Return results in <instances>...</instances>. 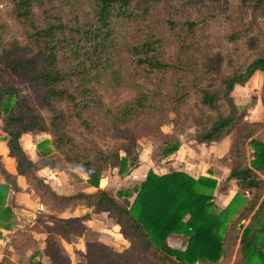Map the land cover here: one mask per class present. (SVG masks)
<instances>
[{"label":"trees","instance_id":"trees-1","mask_svg":"<svg viewBox=\"0 0 264 264\" xmlns=\"http://www.w3.org/2000/svg\"><path fill=\"white\" fill-rule=\"evenodd\" d=\"M7 1L21 38L3 45L10 78L0 76V114L18 175L61 206L53 212L78 206L108 212L131 243L116 253L106 242L86 238L88 264L216 263L235 252V264H264V135L257 133L260 122L242 121L234 98L237 85L264 71V0ZM222 17L233 24L223 35L232 45L228 52L215 34ZM16 83L33 88L46 116L23 106ZM120 89L135 96L116 101L112 94ZM172 113L178 127L196 126L201 144L236 130L228 177L220 182L150 169L134 200L120 191L118 201L101 187L103 172H127L139 159L130 162L129 144L121 156L107 134L152 122L156 129ZM34 130L52 136L44 141L53 146L46 155L59 151L67 165L86 171L97 190L61 195L37 175L21 142ZM166 142L165 156L181 146L180 140ZM248 148L254 150L251 159ZM233 179L238 191L221 208L215 196L227 193ZM0 213L9 217L11 207ZM172 234L188 238L184 250L169 244Z\"/></svg>","mask_w":264,"mask_h":264},{"label":"rangeland","instance_id":"rangeland-1","mask_svg":"<svg viewBox=\"0 0 264 264\" xmlns=\"http://www.w3.org/2000/svg\"><path fill=\"white\" fill-rule=\"evenodd\" d=\"M10 3L7 0H0V21L2 26L0 28V76H7L10 78L3 67L2 56H3V45L6 41L11 40L13 38H21V34L18 28V25L15 20L9 17L7 11L9 9ZM264 23V19L261 20ZM232 22L226 17H222L220 21L217 23V27L215 29V34L217 35V42L219 48H222L226 52L230 51L232 45L225 40L223 37L224 33L232 28ZM250 57H254V54L250 53ZM255 79V83L252 84L250 81ZM247 82L245 85H237L234 91L235 102L239 105L241 113H242V121L247 122H260L261 125L258 129L259 135H264V75L260 74L257 78L253 76V78ZM19 90V100L23 104V106L27 108H31L33 110L38 111L43 115H47L46 112L39 110L36 102H35V93L31 86L26 83H16ZM255 86V87H254ZM112 96L116 101L124 102L128 99H132L135 96L134 91H124L117 90L114 91ZM175 119V114H170L160 127L155 129L157 122L145 123L141 126H133L129 129H123V132L119 135H116L114 132L112 134H107V141L112 145H117L120 150L121 156H126V144H129V159L132 162L134 159H139L138 166H129V169L132 168V171L125 175V172H120L118 168L108 167L104 172L100 182L102 188H105L111 195L115 196L118 201H122L123 198L118 196V193L122 191L125 194H129L130 201H133L136 196V190L141 185L143 180L145 179V174L148 173L150 169H154L159 173H169L178 170L180 167H184L187 165L186 161L178 158L179 152L181 151L183 157L186 156L188 159L194 160V158H203L201 154L204 153L208 159H220L223 162L227 163L229 167L233 166V159L231 157V148L236 135V130H234L229 136L225 137L221 141L211 142L209 144H201L194 138L197 132V128L194 124H183L179 127L173 122L172 119ZM156 120H159L157 118ZM52 136L48 131H40L34 130L28 133H24L21 142L29 155V157L35 163V172L41 178L45 179L46 182L53 188L54 184L52 181H57L56 178L51 176L53 173L64 172L68 173L64 174L66 178V183L64 182V178L58 180L61 183H65L67 187V192L76 193L79 191L77 186L78 181H82L81 175H88L86 171L80 167L74 168L67 165V162L63 161V157L61 153L57 150H53V152L49 155H46V152L53 148L52 144L45 143L44 141L51 140ZM166 139L180 140L181 146L177 152L171 154L169 156H165L164 150L166 148ZM40 143H44L40 146ZM186 150V151H184ZM252 148H248L247 156L248 159H251ZM7 155V159L4 160V155ZM206 158V157H205ZM53 161L52 164H48L49 161ZM15 162L14 158L10 155L8 149V135L4 129V121L3 117L0 114V181L3 179L7 183H12L13 189H18L16 185L14 176L11 175L9 169L12 168V164ZM43 168H45L43 170ZM46 170V171H45ZM78 173H81L78 174ZM28 183L30 184V189L35 192V196L39 197V203L45 205L44 214H39V218H42L43 222L44 217L47 219L53 220L56 218V213L54 212L52 217H50L52 209H59L57 203L48 198L47 194L43 195V190L41 188L37 189L34 184H32L31 179L26 177ZM52 179V180H51ZM54 179V180H53ZM225 179L222 180V182ZM51 181V182H50ZM57 183V182H56ZM3 185L0 184V187ZM8 190L10 189L9 184L3 185ZM0 189V193H4L5 188ZM231 187V184L229 185ZM54 189V188H53ZM6 191V190H5ZM79 193V192H78ZM77 194V193H76ZM216 203L221 208L223 206V199L220 193H217L215 196ZM39 206V205H38ZM77 208V207H76ZM74 208V209H76ZM72 208H67L69 213H66V210L63 212V217H68L71 213L77 214L78 212H74ZM71 211V212H70ZM106 212V211H100ZM82 213V212H79ZM107 216H102V221L90 222L89 227L83 225L81 218L77 219L69 224H64L63 218L57 217V224L53 227L54 230L62 231L67 236L69 240H78L80 236H84L85 240H101L111 245L113 250L116 253L124 252L130 245V241L125 238L121 232V226L114 219L108 218ZM104 215V214H102ZM108 217V218H107ZM53 218V219H52ZM65 225V228H61V225ZM97 224V225H96ZM96 227V228H95ZM101 227V228H100ZM95 228V229H94ZM94 229V230H93ZM173 235V236H172ZM170 235V243L172 247L184 250L187 246L188 238H186L182 234H172ZM180 235V236H179ZM52 238L55 242V252L57 256V261L59 264H72L71 260L68 258L66 253L64 252L60 238ZM180 237V238H179ZM57 239V240H56ZM181 239V240H179ZM169 241V239H168ZM183 241V242H182ZM169 243V244H170ZM129 245V246H128ZM87 251V248H86ZM86 254L78 255L76 258V264H88ZM236 260V252L234 256L229 257L228 259H221L216 263H197V264H235Z\"/></svg>","mask_w":264,"mask_h":264},{"label":"crops","instance_id":"crops-1","mask_svg":"<svg viewBox=\"0 0 264 264\" xmlns=\"http://www.w3.org/2000/svg\"><path fill=\"white\" fill-rule=\"evenodd\" d=\"M260 74L264 75V71H257L254 77L257 78ZM251 82L254 84L255 79L250 81V83ZM205 150L204 153L201 154L203 158H194L195 161H190V159L187 161L186 156L183 157L182 152L178 151V158H184L183 160L187 163V165L180 167L178 170L185 171L195 178L212 176L220 182L226 179L230 173L231 167L220 159H208L205 155ZM7 155L8 154L4 155V160L8 158ZM44 169L45 168H43V170ZM9 172L14 176L18 189H13L12 183H7L4 179L0 181V184H9L10 186L8 190L2 185L7 192L4 194L5 204H0V211H3L4 206L11 207V215L9 217L2 218V214L0 213V262L2 264H59L54 247L55 242L52 240V238L56 236V238H60L61 246L71 260V263L76 264L78 255L87 253L85 237L80 236L78 240H69L64 232L53 229L57 224V217L61 219L64 218V212H55L57 217L54 219L52 218L53 220L44 217L45 221L43 222L42 218H39V214H44L45 211L39 209L38 205L41 204H38L39 197L35 196V192L30 189V184L26 177L18 175L16 162L12 164V168L9 169ZM64 174L68 175V173L60 172L58 176V172H56L51 176V178L54 177L57 179V181H52L54 184L53 188L61 195H73L78 192L92 193L97 190L96 187L89 183L88 175H81V173H78L82 176V181H78L77 184L79 191L76 193H69L67 192V187L63 185L66 183ZM146 175L147 173L145 176ZM63 178L65 183L59 185L61 181L58 182V180ZM230 184L231 187L227 193H220L223 199V206H227L238 191V185L235 179L231 180ZM2 186L0 189H2ZM1 197L2 193H0V199ZM73 211L78 213H71L70 216L65 218H81L83 225H86L87 229L91 227V225H89L90 222H94V220L96 222L102 221V216H107L106 212H98L93 208L82 206H78ZM53 213L54 212H51V214ZM66 213L68 214L69 210H66ZM108 219L111 220L110 217ZM170 238L171 237H169V243L171 242Z\"/></svg>","mask_w":264,"mask_h":264},{"label":"built area","instance_id":"built-area-1","mask_svg":"<svg viewBox=\"0 0 264 264\" xmlns=\"http://www.w3.org/2000/svg\"><path fill=\"white\" fill-rule=\"evenodd\" d=\"M253 152H254V150H252ZM247 193H249L248 191H247ZM39 209L41 210V211H44L45 210V205L44 204H40L39 205Z\"/></svg>","mask_w":264,"mask_h":264},{"label":"water","instance_id":"water-1","mask_svg":"<svg viewBox=\"0 0 264 264\" xmlns=\"http://www.w3.org/2000/svg\"><path fill=\"white\" fill-rule=\"evenodd\" d=\"M131 171H132V168L129 169V170H128L127 172H125L124 174H125V175H128Z\"/></svg>","mask_w":264,"mask_h":264}]
</instances>
